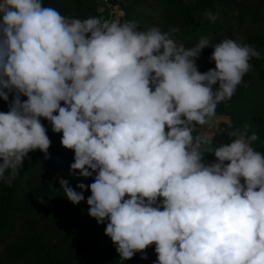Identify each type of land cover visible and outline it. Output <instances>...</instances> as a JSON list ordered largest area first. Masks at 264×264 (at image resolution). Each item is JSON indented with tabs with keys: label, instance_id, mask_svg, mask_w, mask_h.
<instances>
[{
	"label": "clouds",
	"instance_id": "obj_1",
	"mask_svg": "<svg viewBox=\"0 0 264 264\" xmlns=\"http://www.w3.org/2000/svg\"><path fill=\"white\" fill-rule=\"evenodd\" d=\"M176 31L0 0V99L12 95L0 112V182L12 184L29 152L49 158L45 119L74 152L70 174L94 178L81 191L60 179L64 197L78 205L90 190L88 215L106 224L120 261L155 245L154 264H264L258 137L228 124L230 142L204 149L214 137L200 131L216 126L217 106L261 53L209 36L185 49ZM208 47L215 68L200 72ZM206 151L215 162H204Z\"/></svg>",
	"mask_w": 264,
	"mask_h": 264
},
{
	"label": "trees",
	"instance_id": "obj_2",
	"mask_svg": "<svg viewBox=\"0 0 264 264\" xmlns=\"http://www.w3.org/2000/svg\"><path fill=\"white\" fill-rule=\"evenodd\" d=\"M110 2L121 4V22L134 21L140 30L177 29L172 38L177 44H184L185 49L193 47L202 36H209L213 44L231 38L254 46L261 58L250 60L252 69L232 99L217 106L216 113L226 116L221 142L213 140L202 147L211 149L230 142L227 132L231 129L227 126L231 124L241 130L247 127V136L255 133L258 139L250 143L264 152V0ZM43 4L68 17L108 18L107 12L99 8L98 0H43ZM209 12L216 16L214 21L207 18ZM212 50L205 48L196 59L200 72L215 68V63L209 60ZM11 99L10 94L9 102ZM26 99L21 97L22 101ZM9 102L0 99V112L9 110ZM41 123L51 140L49 158L39 150L29 152L12 184L0 182V264H154L155 245L144 253H136L132 259L120 261L114 244L104 234L105 229L88 215L87 198L74 205L64 197L58 178L75 184L78 176L70 174L74 152L62 147V133L52 132L45 119ZM215 159L212 151L203 155L204 162Z\"/></svg>",
	"mask_w": 264,
	"mask_h": 264
},
{
	"label": "rangeland",
	"instance_id": "obj_3",
	"mask_svg": "<svg viewBox=\"0 0 264 264\" xmlns=\"http://www.w3.org/2000/svg\"><path fill=\"white\" fill-rule=\"evenodd\" d=\"M99 8L102 9V10H104L102 8V5L100 3H99ZM121 13H122L121 4H114L113 11L110 14L107 12V15H108V17L110 16L113 19L112 21H119V22H121V20H120ZM263 26L264 25H262V27ZM217 117H218V120H217V123H216V126L215 127L208 128L207 126H205V127L201 128L200 131L202 133L208 135V136L214 137L213 138L214 141L221 142L222 137H223L224 132H225V127H226V116L217 114ZM221 130H223V131H221ZM212 162H215V160H209V161H206L205 163L210 164ZM60 179H63V178L59 177L58 178V181L59 182H60ZM75 179H77V177ZM75 181L78 182L77 180H75ZM69 184L70 185H74V184H71V183H69ZM101 225H102V229H105V224H101ZM106 238H107V240L110 239L108 236H106Z\"/></svg>",
	"mask_w": 264,
	"mask_h": 264
},
{
	"label": "built area",
	"instance_id": "obj_4",
	"mask_svg": "<svg viewBox=\"0 0 264 264\" xmlns=\"http://www.w3.org/2000/svg\"><path fill=\"white\" fill-rule=\"evenodd\" d=\"M98 2L102 5V8L104 10H106L109 14L113 11V8H114V4H112L110 2V0H98ZM108 21H112L113 19L109 16L107 18ZM95 175V174H94ZM84 182L87 184V185H90L92 182H94V178L93 177H90V178H84ZM87 193L89 195H91V192L90 190H87Z\"/></svg>",
	"mask_w": 264,
	"mask_h": 264
},
{
	"label": "crops",
	"instance_id": "obj_5",
	"mask_svg": "<svg viewBox=\"0 0 264 264\" xmlns=\"http://www.w3.org/2000/svg\"><path fill=\"white\" fill-rule=\"evenodd\" d=\"M121 1V0H120ZM78 182H76L74 185H70L71 187H73L76 191H81L79 188H76V185L78 184V183H84V178L83 177H77V179H76ZM84 196H85V199L89 196V194H87V193H84Z\"/></svg>",
	"mask_w": 264,
	"mask_h": 264
}]
</instances>
